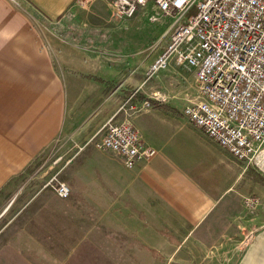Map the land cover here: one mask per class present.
I'll return each mask as SVG.
<instances>
[{"label": "crops", "instance_id": "crops-1", "mask_svg": "<svg viewBox=\"0 0 264 264\" xmlns=\"http://www.w3.org/2000/svg\"><path fill=\"white\" fill-rule=\"evenodd\" d=\"M84 1L0 0V191L62 137L70 153L56 174L72 192L51 217L53 246L112 253L113 264H264V184L249 182V167L193 124L183 101L133 113L158 151L133 168L91 143L105 121L125 117L130 95L132 103L152 98L156 75L146 79L151 46L135 40L138 23L119 24L126 21L117 23L131 30L133 65L123 75L107 68L109 25L88 20L104 11ZM250 194L262 200L255 210L244 204Z\"/></svg>", "mask_w": 264, "mask_h": 264}, {"label": "built area", "instance_id": "built-area-1", "mask_svg": "<svg viewBox=\"0 0 264 264\" xmlns=\"http://www.w3.org/2000/svg\"><path fill=\"white\" fill-rule=\"evenodd\" d=\"M110 4L119 22L148 6L176 17L170 41L146 79L172 64L193 69L197 98L185 104L183 114L246 167L264 172V0H110ZM160 17L151 13L149 20L157 22ZM152 98L166 97L154 92ZM151 99L130 102L122 120L111 117L102 125L101 137L90 141L119 154L129 168L152 159L157 149L143 139L131 119L133 113L151 108ZM47 185L61 198L71 195L70 185L57 174ZM244 204L255 210L261 199L250 194Z\"/></svg>", "mask_w": 264, "mask_h": 264}, {"label": "rangeland", "instance_id": "rangeland-1", "mask_svg": "<svg viewBox=\"0 0 264 264\" xmlns=\"http://www.w3.org/2000/svg\"><path fill=\"white\" fill-rule=\"evenodd\" d=\"M93 6L104 11V14H89L88 20H101L109 25L105 30V51L113 60L107 68L113 71L120 66L123 75L126 72L124 67H132V57L136 51L134 44L132 45V35L127 34L131 30L129 26L126 28L118 26L110 0H89L87 8L83 9L90 11ZM151 13L162 17L157 22L150 21ZM175 20V16L163 15L155 7L148 6L140 9L133 18L123 23L125 25L119 24L125 27L127 24L138 23L132 29L135 40L142 45L145 43L146 46H151L155 59L167 46L174 30ZM126 35H129V38L127 37L129 40L126 39V45L121 46ZM159 73L152 79L151 91L159 92L167 99L178 98L185 104L197 98L196 75L193 69L175 66ZM108 84L114 87L117 81L109 80ZM128 94L130 90L127 91ZM131 100L129 102H132ZM151 100L153 104L157 102L153 98ZM87 120L88 115L76 118L74 123L82 124ZM101 134H96L95 140L99 139ZM61 138L46 147L24 173L14 177L8 187L0 191V264H113L112 253L71 254L64 252L65 247L53 246L56 239L50 237L51 233L49 235L51 217L57 213L55 211L64 209V206L58 205L62 202V198L47 183L63 166L70 153L66 155L65 151L70 148L71 143L62 142ZM91 143L94 145L93 141ZM248 176L250 183L259 181L264 184V172L257 168L249 166ZM58 178L65 180L62 172L59 173ZM31 200H33L31 203L26 204ZM127 240L126 238V244ZM127 256V254L122 255V262H127L123 259ZM132 256L143 257V255Z\"/></svg>", "mask_w": 264, "mask_h": 264}]
</instances>
